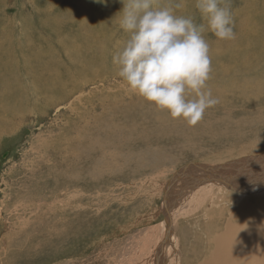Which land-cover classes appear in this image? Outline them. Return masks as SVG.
Returning <instances> with one entry per match:
<instances>
[{
    "label": "rangeland",
    "instance_id": "rangeland-1",
    "mask_svg": "<svg viewBox=\"0 0 264 264\" xmlns=\"http://www.w3.org/2000/svg\"><path fill=\"white\" fill-rule=\"evenodd\" d=\"M155 6L204 23L196 0ZM229 6L236 39L203 34L219 103L189 126L119 76L121 0H0V264H144L170 228L171 263L179 236L196 249L214 203L182 216L197 185L176 186L264 157V0Z\"/></svg>",
    "mask_w": 264,
    "mask_h": 264
},
{
    "label": "clouds",
    "instance_id": "clouds-1",
    "mask_svg": "<svg viewBox=\"0 0 264 264\" xmlns=\"http://www.w3.org/2000/svg\"><path fill=\"white\" fill-rule=\"evenodd\" d=\"M121 3L119 25L129 38L113 56L119 76L173 119L195 126L208 108L219 103L207 88L212 67L203 34L210 31L220 40L236 39L229 0H196L204 21L199 24L175 15L171 7L155 6L156 0Z\"/></svg>",
    "mask_w": 264,
    "mask_h": 264
},
{
    "label": "bare ground",
    "instance_id": "bare-ground-1",
    "mask_svg": "<svg viewBox=\"0 0 264 264\" xmlns=\"http://www.w3.org/2000/svg\"><path fill=\"white\" fill-rule=\"evenodd\" d=\"M152 114L157 113L154 111ZM159 127H162V123ZM70 148L76 150L78 146H71ZM251 160L253 161L252 164H245ZM199 167L200 166L196 167V169L201 171L203 166L202 169ZM210 168L212 169L213 166ZM196 169H189V171L191 172ZM204 169L202 170L203 174H200L201 176L194 179L192 183L188 181L186 182L187 184H185V181H183L184 183H181L182 185L178 184L179 187L176 186L179 188L178 190L181 191L184 189L188 190L193 185L202 186V189H200V187L199 190L197 186L192 187L193 190L197 189L191 193V198L197 195L198 200L196 199V202H190L189 205H185V207L183 206L181 209L179 208V211L176 210L177 213H180L182 216L189 212L192 213L193 209L197 210L204 203L205 205L207 202L209 205L214 203L212 207L206 205V207H208L205 212L206 214L201 212L205 216V220H202L201 214H197L199 220L196 221L193 219L197 226L202 227L199 233H197L198 237L196 240H198V244L195 250L191 248L186 252V244L190 239L186 238V234H183V237L179 236V243H181L180 251H182L177 264H264V198H262L264 196H254V194L264 195V157L239 159L231 161L229 165L223 164L217 169V172H220V177L211 175L212 172H209L211 169L206 171ZM247 172L256 174L247 175ZM240 174L241 177L238 178ZM178 175L180 177L181 173H178ZM219 185H223V187H221L222 189H219ZM173 187L171 186L169 190L173 189ZM74 189H78L79 191L78 187ZM232 190H236L238 195H234ZM186 191L183 197L188 196L187 194L189 192ZM229 191L231 192L229 193ZM248 192L253 193L248 196ZM221 195L224 196L221 197ZM224 198L227 199L225 200ZM219 199H221V201ZM227 203H231L232 207L228 208L226 206ZM171 231L170 228V233H167L163 240L158 237L154 240L155 242L153 246L151 245L152 248L150 247L151 250H149L146 260L144 259V264H174L171 263L174 257L176 256L179 258L177 252L175 254L174 247L170 244L174 240V235H171ZM135 264H137V262Z\"/></svg>",
    "mask_w": 264,
    "mask_h": 264
},
{
    "label": "water",
    "instance_id": "water-1",
    "mask_svg": "<svg viewBox=\"0 0 264 264\" xmlns=\"http://www.w3.org/2000/svg\"><path fill=\"white\" fill-rule=\"evenodd\" d=\"M193 166H194V167H198V164H197V166H195V165H191V168H192ZM206 167H207V166H206ZM207 168L209 169L210 167H207ZM195 169H196V168H195Z\"/></svg>",
    "mask_w": 264,
    "mask_h": 264
}]
</instances>
